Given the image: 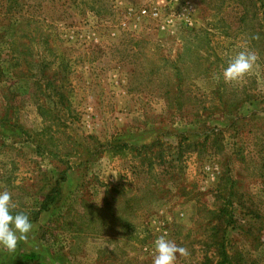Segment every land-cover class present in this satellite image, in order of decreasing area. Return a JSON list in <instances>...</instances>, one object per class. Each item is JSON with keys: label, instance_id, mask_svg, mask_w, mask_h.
I'll return each instance as SVG.
<instances>
[{"label": "rangeland", "instance_id": "rangeland-1", "mask_svg": "<svg viewBox=\"0 0 264 264\" xmlns=\"http://www.w3.org/2000/svg\"><path fill=\"white\" fill-rule=\"evenodd\" d=\"M263 38L264 0H0V264H264Z\"/></svg>", "mask_w": 264, "mask_h": 264}, {"label": "clouds", "instance_id": "clouds-1", "mask_svg": "<svg viewBox=\"0 0 264 264\" xmlns=\"http://www.w3.org/2000/svg\"><path fill=\"white\" fill-rule=\"evenodd\" d=\"M257 60L252 51H241L230 59L221 71L225 82L236 81L248 73ZM11 194L0 190V249L12 252L19 241L27 238L33 225L29 216L24 212H15ZM154 255L152 264H177L178 255L187 256L186 248L178 246L166 235L158 236L153 242Z\"/></svg>", "mask_w": 264, "mask_h": 264}, {"label": "trees", "instance_id": "trees-1", "mask_svg": "<svg viewBox=\"0 0 264 264\" xmlns=\"http://www.w3.org/2000/svg\"><path fill=\"white\" fill-rule=\"evenodd\" d=\"M255 2V0H253ZM257 2V1H256ZM264 39V38H263ZM219 99V97H218ZM62 104V103H61ZM64 104V103H63ZM66 108V107H65ZM212 131V130H211ZM212 133V132H210ZM211 136V137H210ZM208 137H206L203 142H206V141H211L213 142L214 141V138H216V135H210ZM154 146V144H153ZM152 145H146L144 148H141V147H138V148H129L130 150V153H132L134 156H137V155H141L143 153H146V152H150L152 147ZM260 167H264V158L262 157V163L260 165ZM220 242L223 241V239L220 237L219 239ZM219 241L218 240H215L214 244H216L217 246L219 245ZM217 253L219 255V258H220V253H223L224 255V259L222 260L223 262H227L228 263V257L226 258V252H225V246L221 244L220 248H217ZM37 254L34 253V252H30L29 254H26V253H20L19 254V258L23 261V260H34L37 258ZM217 264H225V263H222L220 260H218Z\"/></svg>", "mask_w": 264, "mask_h": 264}]
</instances>
